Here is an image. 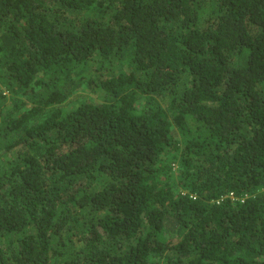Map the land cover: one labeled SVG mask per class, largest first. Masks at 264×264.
Masks as SVG:
<instances>
[{
    "label": "trees",
    "instance_id": "16d2710c",
    "mask_svg": "<svg viewBox=\"0 0 264 264\" xmlns=\"http://www.w3.org/2000/svg\"><path fill=\"white\" fill-rule=\"evenodd\" d=\"M0 264H264V0H0Z\"/></svg>",
    "mask_w": 264,
    "mask_h": 264
},
{
    "label": "rangeland",
    "instance_id": "374dc122",
    "mask_svg": "<svg viewBox=\"0 0 264 264\" xmlns=\"http://www.w3.org/2000/svg\"><path fill=\"white\" fill-rule=\"evenodd\" d=\"M85 93V95H87V92H79L78 94H81V95H83ZM78 94L77 95H74L71 99H70V103L69 104H74L75 103V101L78 99Z\"/></svg>",
    "mask_w": 264,
    "mask_h": 264
}]
</instances>
